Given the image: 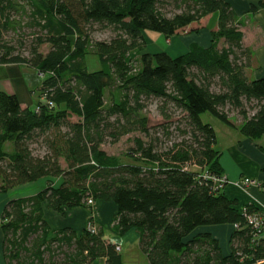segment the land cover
Returning a JSON list of instances; mask_svg holds the SVG:
<instances>
[{"label": "trees", "instance_id": "1", "mask_svg": "<svg viewBox=\"0 0 264 264\" xmlns=\"http://www.w3.org/2000/svg\"><path fill=\"white\" fill-rule=\"evenodd\" d=\"M171 4L174 12L167 14ZM262 8L264 0H257L239 17L227 0H0V64L27 65L43 74L33 108L0 91V194L45 181L35 194L6 203L0 264H92L100 258L123 264L117 243L104 240L92 216L88 222L95 231L85 226L81 232L51 231L43 219V205L64 215L76 207L90 209L88 199L115 204L113 230L137 232L146 264L263 260L264 244L250 248L246 221L258 211L249 205L240 211L222 188L214 189L212 177L224 176L222 154L214 129L200 118L207 112L250 141L264 139V77L247 76L251 51L242 31ZM211 14L216 28L207 46L192 43L174 57L146 52L143 32L170 38ZM24 22L34 32L21 51L3 41V32L20 30ZM96 25L111 27L113 37L94 40ZM221 40L226 46H218ZM43 45L49 47L45 53ZM89 54L98 58L99 70L87 69ZM153 97L184 114L173 128L178 139H169L172 132L162 125L164 147L142 114ZM251 100L258 106L247 116L244 102ZM227 105L238 110L240 124L229 120ZM131 133L147 140L133 139L129 162L101 148L106 139L117 142ZM227 224L234 230L226 255L209 232L196 230Z\"/></svg>", "mask_w": 264, "mask_h": 264}, {"label": "crops", "instance_id": "2", "mask_svg": "<svg viewBox=\"0 0 264 264\" xmlns=\"http://www.w3.org/2000/svg\"><path fill=\"white\" fill-rule=\"evenodd\" d=\"M236 14L239 17H244L247 14L250 4H256L257 0H227ZM249 16V15H248ZM202 19L213 20V26L210 30L203 27L199 31V35L192 40L185 41L186 49L181 54L188 51L189 45L192 43H198L201 46H207L210 41V31L216 28V16L214 14L207 15ZM201 19V20H202ZM249 23V25H248ZM193 24V23H192ZM191 25V24H190ZM247 28V29H246ZM242 31L244 33L243 41L245 46L251 51V66L248 69L247 76L249 79H257L264 77V8L259 9L257 13L249 16L248 22L243 26ZM252 31V36L249 32ZM255 31L260 34V43L256 42ZM248 35V36H247ZM176 37V35L170 37ZM35 70L27 65L22 64H0V91L7 94H14L22 107L33 108L38 100L41 83L36 87L32 85V77L35 75ZM232 128V127H231ZM238 129V128H234ZM242 136V137H241ZM237 136V140L231 141V144L225 151L229 152V156H223L222 150L218 149V143L216 139V149L221 152L220 164L223 169V175L228 179V183L223 186L222 193L231 200H235L240 211H243L246 205L253 206L256 211L264 212V192L254 186H247L245 189H241L235 186L232 182H235L241 177H261L264 175V143L263 140L250 141L243 135ZM261 148V149H260ZM42 179L41 181H43ZM40 181V180H39ZM44 183L39 187L30 191L26 190L21 196H15L13 194L14 189L8 192L0 194V222L2 211L6 203L14 198L30 196L35 194L40 188L44 187ZM58 181L54 183L57 184ZM35 184V183H30ZM30 184H26L30 186ZM26 185L19 186L24 187ZM91 209V210H90ZM76 207L68 210L64 215L52 211L43 205V219L47 222L51 231L59 230L65 227H69L76 232H81L87 225L88 219L92 216L98 228L103 230V238L107 242L112 244L117 243L119 246V254L123 261L122 252L123 246L127 247L128 251L132 248L130 245L135 246L137 250L135 257L141 258V261L146 259L145 255H140L139 251V236L135 230H130L127 238L125 236L118 235L112 229L113 217L117 212V208L114 203L106 201H95L91 208ZM201 232H209L215 239L219 241L223 254H228L229 240L231 233L233 232V225H217L207 226L201 229ZM2 241V235L0 231V243ZM144 256V257H140ZM143 261V262H144ZM105 259H96L92 264H104ZM146 263V261H145ZM253 264H264V259L257 261Z\"/></svg>", "mask_w": 264, "mask_h": 264}, {"label": "rangeland", "instance_id": "3", "mask_svg": "<svg viewBox=\"0 0 264 264\" xmlns=\"http://www.w3.org/2000/svg\"><path fill=\"white\" fill-rule=\"evenodd\" d=\"M165 11L167 14H171L172 12H174L173 5L171 4L166 6ZM22 19L26 21L27 18L23 17ZM247 22L248 20L244 21V26L246 25ZM211 26H213V20L208 21L207 19H202L196 23L188 25L187 27L179 30L176 34V37L172 38L171 40L169 38H165L162 34L158 32H154V31L143 32V36L146 40V52L154 53V52L164 51L169 53L173 57L177 56L186 49V44H185L186 40L188 39L192 40L194 37L199 35L200 34L199 31L202 30L203 27H205V29L207 30L208 29L210 30ZM21 27L22 28L20 30H13L12 28H9L8 31L3 32V41L13 44L16 48H20L22 51L24 48L27 47L31 35L34 32V29L27 27L25 22L22 23ZM113 35H114V31L111 27L104 28L99 25H96L92 32V37L94 40H109L111 37H113ZM249 35L252 36V31L249 32ZM255 37H256L255 41L260 43L261 40H260L259 32L255 31ZM243 45L245 46L244 41H243ZM218 46L223 47L226 46V44L223 40H221ZM48 49L49 47L47 45H43L41 47V51L43 53L47 52ZM86 66L89 71L99 70L101 68L98 58L92 54L86 56ZM41 81H42V76L38 75L37 72H35V75L33 74L32 77L33 87H36V85L38 86L41 83ZM219 88H220L219 83L217 82V80H214L213 89L218 90ZM257 106H258V102L255 100H251L250 102L245 101L243 109L247 113V116H251L254 113L255 108ZM224 110L227 111L228 118L234 125L240 124V122L242 121V116L240 115L237 109L227 105L225 106ZM142 114H144L148 118L149 125L152 127V131L150 130V133H152L154 136L160 139L161 145H163V147L167 144V138H165V135L163 136L162 125H164L165 128H170L169 132L171 131L172 134L171 136H169V139H173V138H175L174 140L178 139L179 133H176L173 130V128L177 124V122L182 119L184 115L180 108H176L173 104L165 105L162 103V101L159 98L153 97L150 99V101L147 102L146 110L142 111ZM200 118L202 122L208 123L212 126V128L215 131V135L218 143V149L222 150L221 152H223L224 157L228 155L229 159H231L229 152L225 150L230 146L231 141H234L235 143V141L237 140L236 137L242 135L239 129L231 128L230 126L226 125L224 122H222L221 120H219L218 118L212 116L207 112L202 113L200 115ZM76 120L77 117L73 116V121ZM180 124L179 126H181ZM136 137H140L144 141L147 140V138H145L143 134L131 133L121 137L117 142H112V140L108 138L101 145V148L104 151H106L108 154L118 157L121 162H129L130 158L127 156V152L129 148L133 147V139ZM263 143H264V139H263ZM11 148L12 147L10 144H6L5 146L6 151H10ZM43 181L40 180L35 182V184H30V186L26 185L24 187L16 188L14 189L13 194L15 196H21L28 189H30V191H33L34 189L39 188L44 183ZM55 181L57 182V180ZM204 227L205 226L199 227L196 230L198 232H201L202 231L201 229H203ZM129 231L123 235H120L118 233L117 234L123 237L125 236V238H127V236L129 235L127 233H129ZM130 246L132 248L131 251H128L127 247L123 246V252H122L123 264H146L147 263L146 259H145L146 261L145 263L144 260L141 261V258L134 256L137 252V250H135V246L133 245ZM140 257H144V256H140Z\"/></svg>", "mask_w": 264, "mask_h": 264}, {"label": "built area", "instance_id": "4", "mask_svg": "<svg viewBox=\"0 0 264 264\" xmlns=\"http://www.w3.org/2000/svg\"><path fill=\"white\" fill-rule=\"evenodd\" d=\"M42 76L43 74H38ZM50 104V103H49ZM214 183V189L223 188L224 184H227L229 181L225 176L221 177H212ZM235 186L245 189L247 186H254L264 192V175L261 177H241L235 182H232ZM88 205H93L92 199L87 200ZM246 221L248 226L251 229V239H250V248L258 246L260 243L264 244V212H254L246 215ZM87 228L91 231H95V225L92 222H87ZM236 228V225L234 226ZM116 251H119V247H116Z\"/></svg>", "mask_w": 264, "mask_h": 264}]
</instances>
